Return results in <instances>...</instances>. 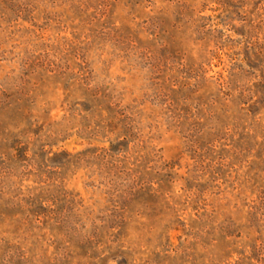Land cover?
<instances>
[{"label": "rangeland", "instance_id": "obj_1", "mask_svg": "<svg viewBox=\"0 0 264 264\" xmlns=\"http://www.w3.org/2000/svg\"><path fill=\"white\" fill-rule=\"evenodd\" d=\"M0 264H264V0H0Z\"/></svg>", "mask_w": 264, "mask_h": 264}]
</instances>
